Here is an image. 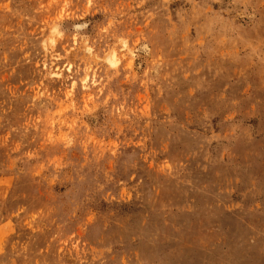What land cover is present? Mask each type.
<instances>
[{"label":"rangeland","instance_id":"obj_1","mask_svg":"<svg viewBox=\"0 0 264 264\" xmlns=\"http://www.w3.org/2000/svg\"><path fill=\"white\" fill-rule=\"evenodd\" d=\"M0 264H264V0H0Z\"/></svg>","mask_w":264,"mask_h":264}]
</instances>
